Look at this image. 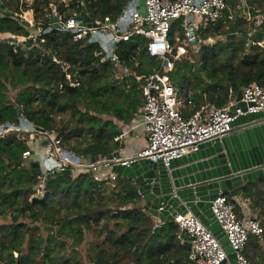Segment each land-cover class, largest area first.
Instances as JSON below:
<instances>
[{"label":"trees","instance_id":"trees-1","mask_svg":"<svg viewBox=\"0 0 264 264\" xmlns=\"http://www.w3.org/2000/svg\"><path fill=\"white\" fill-rule=\"evenodd\" d=\"M127 1L90 0L87 9L92 17L114 19ZM245 2L255 3L260 11L264 9L261 8L264 0ZM50 4V0H32V7L27 10L43 16V10L49 12ZM19 13V0H0V33L27 34ZM226 13L202 35H211L217 41L202 44L189 60L178 63L171 74L177 91L191 92L196 108L204 103L221 108L228 103L230 92L234 95L252 83L264 87V21L257 26L255 21L244 19L229 21ZM144 44V38L135 37L121 45L117 53L121 62L129 63L131 72L140 75L157 66L156 60L146 55ZM41 49L48 50L50 56L40 59ZM95 49L93 45L73 43L68 36L55 32L45 35L44 43L28 53L0 44V123L17 124L20 113L36 127L51 131L55 121L48 107L57 104L83 107L81 117L85 119L84 128L91 141L82 149H67L85 158L114 152L120 144L110 145V142L120 135V130L113 120L131 122L141 105L140 92L136 91L132 77L116 81L112 65L94 57ZM51 56L63 59L64 65L52 61ZM65 66L68 67L66 72ZM66 73L70 74V81L65 79ZM2 82L13 87L32 83V87L23 89L16 103H12ZM70 82L78 86L73 88ZM134 93L136 97H132ZM66 137L59 134L61 142L66 141ZM25 150L22 140L0 139V217L10 216L12 221L8 226H0L2 264H30L32 261L28 255L20 253V246L24 236L34 234L38 227L19 223V219L42 222L53 247L64 246L62 239H68L70 246L76 248L81 245L86 230L98 227L103 239L89 247L87 264H192L188 260V245L177 239L178 226L158 223L143 211L141 198L131 180L118 178L114 183L97 184L86 174L49 175L45 181L46 199L30 201L39 177L30 166H22L21 155ZM240 196L248 202L249 210L257 214L255 219L262 227L260 236H249L244 256L249 264H264V174L255 184L245 185ZM236 214H239L238 207ZM42 264L84 263L76 256L48 253Z\"/></svg>","mask_w":264,"mask_h":264},{"label":"built area","instance_id":"built-area-1","mask_svg":"<svg viewBox=\"0 0 264 264\" xmlns=\"http://www.w3.org/2000/svg\"><path fill=\"white\" fill-rule=\"evenodd\" d=\"M244 3V0H240ZM74 2L75 6L71 4ZM90 0H61L59 12L56 4H50V10L44 15V24L38 26L37 37L14 33H0V44L9 46L13 51L31 50L39 43H44V36L55 32L68 36L73 43L93 45V55L101 63L108 62L114 69V79L123 81L132 77L140 92L141 105L136 116L129 124L113 120L120 135L113 139L120 145L114 152H119L122 165H128L139 159H148L154 163L161 161L167 166L170 160L196 150L199 143L221 138L231 127L230 122L240 115L264 114V87L252 83L243 87L241 102L246 105V112L240 109L234 116L229 109L235 105V96L230 92L228 103L221 107L204 103L196 108L191 99V92L180 94L173 84L171 74L176 65L189 60L202 44H212L216 37L202 35L214 27L227 10L225 0H128L117 16L92 17L87 5ZM59 7V8H60ZM89 17L90 26L84 22ZM229 21H234L231 15ZM245 21H251V14L245 10ZM264 21L256 22L260 24ZM25 23L29 26V23ZM135 37L145 39L146 55L156 60L157 66L144 75L131 72L126 61L121 62L117 53L121 45L129 43ZM139 47L136 54L139 53ZM39 58L50 56L48 50L41 49ZM52 61L59 63L55 56ZM66 71L68 69L67 66ZM119 67V73L116 68ZM65 79L70 81V74ZM6 96L16 103L18 94L32 83L12 86L2 82ZM76 88V82H70ZM61 88V87H60ZM33 123L22 115L18 123H0V139L15 138L25 143L22 153V166L38 164L39 183L34 189L36 199L46 194L45 181L52 173L69 170L74 177L86 174L90 181L97 184L114 183L118 177L111 173V165L116 162H91L64 147L54 130L39 131ZM137 129L141 133L135 134ZM100 186V185H99ZM232 201V202H231ZM238 207L235 197L218 196L211 202V213L224 232L227 242L235 254L236 264H249L244 256L250 235L260 236L262 227L249 216V210L236 214ZM158 222V221H157ZM159 223V222H158ZM174 223L178 226L177 239L189 247L188 260L192 264H231L224 249L215 237L191 214L177 215Z\"/></svg>","mask_w":264,"mask_h":264},{"label":"water","instance_id":"water-1","mask_svg":"<svg viewBox=\"0 0 264 264\" xmlns=\"http://www.w3.org/2000/svg\"><path fill=\"white\" fill-rule=\"evenodd\" d=\"M90 21L84 17L87 26ZM235 103L229 109L230 116L237 109L246 112L241 91L237 92ZM230 127L223 137L197 144L195 151L170 160L167 166L148 159L122 165L117 161L120 159L117 151L92 157L91 162L116 160L111 165V173L133 181L143 202V211L159 223H174L177 215H194L219 242L230 263L236 264L235 254L210 207L220 195L240 196L245 185L255 184L264 174V114L240 115L230 122ZM30 167L38 176V164L32 163ZM55 174L71 175V172L51 175Z\"/></svg>","mask_w":264,"mask_h":264},{"label":"rangeland","instance_id":"rangeland-1","mask_svg":"<svg viewBox=\"0 0 264 264\" xmlns=\"http://www.w3.org/2000/svg\"><path fill=\"white\" fill-rule=\"evenodd\" d=\"M50 1L52 4H56L57 9H59L61 0H50ZM23 4H26V6ZM19 6H20V13L18 16L19 19L30 24L29 26H25L27 35H30L31 37H37L38 35L37 28L39 25L45 23L44 15L47 13V9L43 10L44 13L43 16H39L38 14H35L32 10H27L28 8L32 7V0H19ZM261 8H264V6L262 5ZM59 12L61 11L59 10ZM219 40H224V38H220ZM28 51H25V53H28ZM58 62L60 63V65L62 64L64 65L65 61L61 59L58 60ZM125 65H128L129 68L128 62H126ZM119 71L120 68L117 67L116 72L119 73ZM64 72H66V67L64 68ZM60 89L61 88H59V90ZM136 91L138 90L136 89ZM184 92L185 91L179 93L184 94ZM132 97H136L135 93L132 95ZM139 100L141 102V97L139 98ZM48 109L50 110L49 112L50 117L53 118L55 121L53 130L56 132V134H58V136L59 134L67 135V137L65 138L66 141L63 142L62 140V142L64 143V147L66 148L68 147L69 149L71 148L82 149L85 147V145H87L91 141L90 134L87 132V129L84 128L85 119L81 117V114L84 112L83 107L73 108V107H67L65 105L57 104L55 107H51V108L48 107ZM103 119H107V118L103 117ZM71 130H73V132L70 133ZM113 143L115 142L112 140L110 142V145ZM100 189L104 190L105 187H100ZM106 192L108 193L109 189H106ZM46 197H47L46 194L43 198L38 197V201H44ZM34 199H36V197L31 194L30 201ZM249 213H250L249 214L250 217L257 218L256 213H252L250 210ZM11 222L12 221L10 216L0 217V226H8L11 224ZM19 223H25L29 227H35V226L38 227V231H36L34 234L29 233L24 236V239L20 246V253L25 256L28 255L32 259L30 264H35V263L42 264L44 262V256L48 253H59L60 255L65 257L76 256L79 259H81L84 264H87V252L89 247L93 244L99 243L103 239V237H101L99 233V228L94 226L90 230H86L84 232L83 241L80 246L76 248H72L70 246L71 240L62 239L65 243L64 246L53 247L52 244L48 242L49 232L46 230L42 222L33 223L28 219H19ZM263 252H264V245H263ZM0 264L2 263L0 262Z\"/></svg>","mask_w":264,"mask_h":264},{"label":"crops","instance_id":"crops-1","mask_svg":"<svg viewBox=\"0 0 264 264\" xmlns=\"http://www.w3.org/2000/svg\"><path fill=\"white\" fill-rule=\"evenodd\" d=\"M226 1V6H227V16L231 15L233 17L234 20L236 19H242V15L245 12V10H247L250 14H251V21H255V25L257 26L258 24H256V22L261 21L264 17V9L263 11L260 9H256L255 3L252 4H247L244 0V3L241 2L240 0H225ZM264 6V3H263ZM141 133L140 129H137L135 131V134ZM235 201L238 205V208L240 210V212H243L245 210H249L248 206V202L244 199L241 198V196H237L235 197ZM141 204L143 205V202L141 201ZM155 221H157L155 219Z\"/></svg>","mask_w":264,"mask_h":264}]
</instances>
